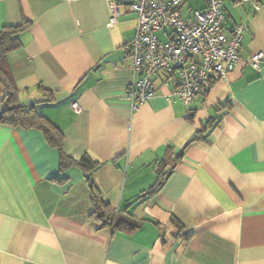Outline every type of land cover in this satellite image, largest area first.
<instances>
[{
	"label": "crops",
	"instance_id": "0c3cea01",
	"mask_svg": "<svg viewBox=\"0 0 264 264\" xmlns=\"http://www.w3.org/2000/svg\"><path fill=\"white\" fill-rule=\"evenodd\" d=\"M256 1L258 10L223 2L225 31L244 22L246 32L236 65L207 91L188 104L167 97L160 73L153 96L132 108L129 7L110 25L108 0H0V30L22 26L6 54L20 101H37L68 156L99 163L94 192L82 169L60 170L42 132L0 123V264H264V0ZM202 7L185 0L180 11L189 19ZM94 194L135 226H101Z\"/></svg>",
	"mask_w": 264,
	"mask_h": 264
},
{
	"label": "built area",
	"instance_id": "2783aa9c",
	"mask_svg": "<svg viewBox=\"0 0 264 264\" xmlns=\"http://www.w3.org/2000/svg\"><path fill=\"white\" fill-rule=\"evenodd\" d=\"M185 0H108L111 25L126 5L136 14V29L130 42L131 67L134 77L125 91L132 108L154 94L153 79L166 75L170 85L167 97L182 99L186 104L207 91L215 78L223 77L238 61L244 22L235 23L229 32L223 2L249 3L259 9L256 0H201L203 7L193 9L185 19L180 8ZM164 30V39L157 32ZM263 52H254L249 64L258 69ZM79 110L76 102L71 104Z\"/></svg>",
	"mask_w": 264,
	"mask_h": 264
},
{
	"label": "trees",
	"instance_id": "16d2710c",
	"mask_svg": "<svg viewBox=\"0 0 264 264\" xmlns=\"http://www.w3.org/2000/svg\"><path fill=\"white\" fill-rule=\"evenodd\" d=\"M22 26H4L0 30V86L3 93L0 94V123L10 126H20L35 128L42 132L46 141L59 152V168L65 170L71 166L78 167L87 173L89 186L94 191L95 188L91 179V171L97 166L98 162L93 160L89 155H82L79 159H73L63 150V134L60 129L53 124L47 117L41 115L36 110V100L31 103H22L19 99L18 89L15 85L13 76L6 64V54L15 49L18 45L16 33ZM43 97L50 98V93H46L42 86L39 85ZM41 95L37 98H40ZM194 136L191 140L197 139ZM163 178L154 184L162 183ZM153 189V187L151 188ZM95 192V191H94ZM96 195L93 197L92 217L96 219L101 226H108L112 229L131 230L135 225L133 222L118 217L116 212L105 204H98Z\"/></svg>",
	"mask_w": 264,
	"mask_h": 264
},
{
	"label": "rangeland",
	"instance_id": "374dc122",
	"mask_svg": "<svg viewBox=\"0 0 264 264\" xmlns=\"http://www.w3.org/2000/svg\"><path fill=\"white\" fill-rule=\"evenodd\" d=\"M160 36V35H159Z\"/></svg>",
	"mask_w": 264,
	"mask_h": 264
}]
</instances>
